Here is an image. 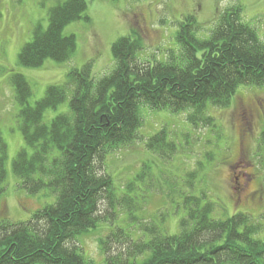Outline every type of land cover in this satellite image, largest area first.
I'll list each match as a JSON object with an SVG mask.
<instances>
[{
	"label": "trees",
	"instance_id": "trees-1",
	"mask_svg": "<svg viewBox=\"0 0 264 264\" xmlns=\"http://www.w3.org/2000/svg\"><path fill=\"white\" fill-rule=\"evenodd\" d=\"M90 1L63 0L51 8L47 28L35 27L32 40L20 50V67L37 69L47 60L69 62L76 40L63 31L76 21H90L86 16ZM177 26V48L161 62L141 64L137 56L142 38L133 30L112 44L115 67L110 74L95 79L91 62L71 69L64 85L49 87L33 106L24 76L10 77L25 144L11 172L24 192L35 196L49 189L56 202L34 212L26 222L0 221V264H92L78 242L69 245L98 223L117 218V209L119 213L135 210L127 194H115L105 156L140 140V103L153 111L186 113L192 126H208L213 124L208 107H227L241 86L264 87V43L243 22L240 8L222 14L208 38L197 37L201 29L192 16ZM68 94L69 114L44 124V113L59 107ZM145 144L160 158L169 159L176 151L164 130ZM6 154L0 137V198L5 190ZM241 166L239 161L231 168ZM138 179L136 175L123 190L134 193ZM181 205L185 215L176 235L149 224L141 226L146 240L118 229L99 240L105 264H264V238H259L264 214L259 220L242 213L213 219L215 205L204 195L185 196Z\"/></svg>",
	"mask_w": 264,
	"mask_h": 264
},
{
	"label": "rangeland",
	"instance_id": "rangeland-1",
	"mask_svg": "<svg viewBox=\"0 0 264 264\" xmlns=\"http://www.w3.org/2000/svg\"><path fill=\"white\" fill-rule=\"evenodd\" d=\"M62 1L0 0V137L7 148L0 221L26 222L34 212L56 202V195L49 189L35 196L24 192L11 172L17 153L25 148L18 130L20 107L14 99L12 75L24 76L32 93L29 104L33 106L49 87L64 85L71 69L91 62L95 79L110 74L115 67L112 44L133 30L142 38V50L137 56L141 64L161 62L170 50L177 48V25L187 16L195 18L201 29L197 37L204 39L222 14L236 8L241 9L243 22L252 26L264 43V0H93L86 10L90 21H76L63 31L64 36H74L76 40L69 62L56 64L47 60L37 69L20 67L17 56L32 40L33 29L40 26L45 30L49 10ZM69 95L59 107L44 113V124L69 114ZM206 110L213 124L192 126L186 121V113L153 111L140 103V140L130 148L105 156L106 173L112 178L115 194H127L135 210L119 213L117 209V218L98 223L96 229L79 236L69 246L78 242L87 261L105 264L99 240L114 230L146 240L147 233L141 226L154 224L167 235H176L185 215L181 205L185 196L204 195L215 205L213 219L242 213L259 220L264 214V87L241 86L227 107ZM161 130L176 148L169 159L146 148L147 140ZM239 161L241 168L233 171L231 166ZM192 173L195 175L190 177ZM136 175L140 176L135 182L137 190L128 194L123 185ZM234 176L238 177V184L233 182ZM260 233L259 238H264V229Z\"/></svg>",
	"mask_w": 264,
	"mask_h": 264
},
{
	"label": "flooded vegetation",
	"instance_id": "flooded-vegetation-1",
	"mask_svg": "<svg viewBox=\"0 0 264 264\" xmlns=\"http://www.w3.org/2000/svg\"><path fill=\"white\" fill-rule=\"evenodd\" d=\"M243 176H244V175H241V177H243ZM237 181H239L238 177H234V178H233V182H235L236 184H238Z\"/></svg>",
	"mask_w": 264,
	"mask_h": 264
}]
</instances>
